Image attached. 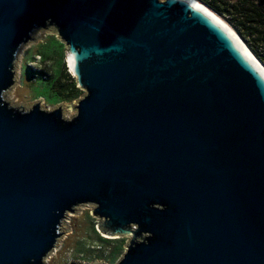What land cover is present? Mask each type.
Instances as JSON below:
<instances>
[{
    "label": "water",
    "instance_id": "water-1",
    "mask_svg": "<svg viewBox=\"0 0 264 264\" xmlns=\"http://www.w3.org/2000/svg\"><path fill=\"white\" fill-rule=\"evenodd\" d=\"M206 6L0 0V264H47L81 205L114 264H264V64ZM38 31L76 102L6 98Z\"/></svg>",
    "mask_w": 264,
    "mask_h": 264
},
{
    "label": "rangeland",
    "instance_id": "rangeland-1",
    "mask_svg": "<svg viewBox=\"0 0 264 264\" xmlns=\"http://www.w3.org/2000/svg\"><path fill=\"white\" fill-rule=\"evenodd\" d=\"M219 15L233 27L225 16L220 13ZM235 31L238 33L236 29ZM37 36L42 39L27 44L19 55L17 61V84L14 86L13 91L10 90L6 94V98L11 100L14 99L16 103L23 102L25 104L35 103L42 99L41 104L50 107L62 103L68 105L72 102H76L84 95V90L81 89L80 96L72 101H57L59 97L56 95L52 97V91L49 89L54 81V77L42 76V71L45 75H48L52 73V71H59L63 66L66 67V71L70 73L66 60V47L64 43L55 33L50 31H38ZM40 51H43V53L52 51V57L44 62L42 61L43 58H40L38 55ZM53 102L56 103L48 104ZM92 208L93 207L88 205H81L76 209L77 213H68V215L70 214L71 216L69 215L70 217H67L65 223L71 231L64 233L59 239L57 250L47 259V264H68L71 261L92 264L95 260H103L104 264H114L118 260L124 251L128 237L110 238H124L122 240L123 245L120 256L112 261L109 252L113 245L102 244L98 241L95 231L99 232L103 237L106 236L103 235L96 226L99 218L91 214Z\"/></svg>",
    "mask_w": 264,
    "mask_h": 264
},
{
    "label": "trees",
    "instance_id": "trees-1",
    "mask_svg": "<svg viewBox=\"0 0 264 264\" xmlns=\"http://www.w3.org/2000/svg\"><path fill=\"white\" fill-rule=\"evenodd\" d=\"M208 4L216 12L225 16L233 27L238 31L240 36L246 42L252 52L264 64V0H201ZM52 52V51H51ZM51 52L38 55L46 61L52 57ZM63 66V63H62ZM43 77H54L53 83L49 89L52 91L51 96H58V100L72 101L80 96L81 89L77 86L75 78L66 71V67H61L58 71H52L48 75L42 71ZM62 83V84H61ZM48 103V104H54ZM97 239L102 244H112L111 254L112 261L120 256L122 251V240L124 238L110 239L103 237L95 231Z\"/></svg>",
    "mask_w": 264,
    "mask_h": 264
},
{
    "label": "bare ground",
    "instance_id": "bare-ground-1",
    "mask_svg": "<svg viewBox=\"0 0 264 264\" xmlns=\"http://www.w3.org/2000/svg\"><path fill=\"white\" fill-rule=\"evenodd\" d=\"M206 8L208 9V10H210L212 13H214L220 20H222L232 31H233V33L237 36V38L240 40V42L243 44V46L247 49V51L252 55V57L256 60V58L254 57V55H253V53L249 50V48L246 46V44H245V42H243L242 41V39L239 37V35L237 34V32L234 30V28L230 25V24H228L227 22H226V20L224 19V18H222L219 14H217V13H215L212 9H210V8H208L207 6H206ZM257 61V60H256ZM258 62V61H257ZM259 63V62H258ZM260 65V64H259ZM261 66V65H260ZM262 67V66H261ZM263 68V67H262ZM14 90V87L13 88H11V91H13ZM70 215V214H69ZM67 216V217H70V216ZM57 250V249H56ZM55 252V251H54Z\"/></svg>",
    "mask_w": 264,
    "mask_h": 264
},
{
    "label": "built area",
    "instance_id": "built-area-1",
    "mask_svg": "<svg viewBox=\"0 0 264 264\" xmlns=\"http://www.w3.org/2000/svg\"><path fill=\"white\" fill-rule=\"evenodd\" d=\"M67 220V219H66Z\"/></svg>",
    "mask_w": 264,
    "mask_h": 264
}]
</instances>
